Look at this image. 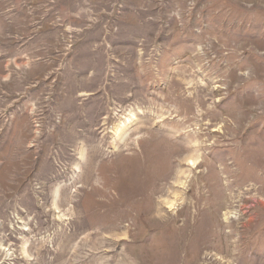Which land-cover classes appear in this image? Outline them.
Returning <instances> with one entry per match:
<instances>
[{
  "label": "rangeland",
  "instance_id": "rangeland-1",
  "mask_svg": "<svg viewBox=\"0 0 264 264\" xmlns=\"http://www.w3.org/2000/svg\"><path fill=\"white\" fill-rule=\"evenodd\" d=\"M0 264H264V0H0Z\"/></svg>",
  "mask_w": 264,
  "mask_h": 264
},
{
  "label": "bare ground",
  "instance_id": "bare-ground-1",
  "mask_svg": "<svg viewBox=\"0 0 264 264\" xmlns=\"http://www.w3.org/2000/svg\"><path fill=\"white\" fill-rule=\"evenodd\" d=\"M248 222V221H247ZM245 231V230H244Z\"/></svg>",
  "mask_w": 264,
  "mask_h": 264
}]
</instances>
